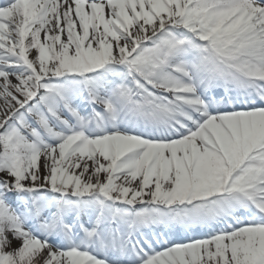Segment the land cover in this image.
Segmentation results:
<instances>
[{
    "label": "snow or ice",
    "instance_id": "6c2138e0",
    "mask_svg": "<svg viewBox=\"0 0 264 264\" xmlns=\"http://www.w3.org/2000/svg\"><path fill=\"white\" fill-rule=\"evenodd\" d=\"M0 264H264V0H0Z\"/></svg>",
    "mask_w": 264,
    "mask_h": 264
}]
</instances>
